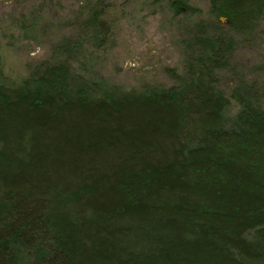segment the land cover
I'll use <instances>...</instances> for the list:
<instances>
[{
    "label": "trees",
    "instance_id": "16d2710c",
    "mask_svg": "<svg viewBox=\"0 0 264 264\" xmlns=\"http://www.w3.org/2000/svg\"><path fill=\"white\" fill-rule=\"evenodd\" d=\"M80 7L76 41L0 73V264H264V83L224 89L264 0H211L170 87L103 75L125 11Z\"/></svg>",
    "mask_w": 264,
    "mask_h": 264
},
{
    "label": "rangeland",
    "instance_id": "374dc122",
    "mask_svg": "<svg viewBox=\"0 0 264 264\" xmlns=\"http://www.w3.org/2000/svg\"><path fill=\"white\" fill-rule=\"evenodd\" d=\"M173 1L110 0L117 7L122 6L125 16L117 14L113 40L116 43L106 51L105 68H99L103 75L132 88L172 86L167 70L182 72L186 58L195 55L188 41L196 33V26L216 20L209 16L211 0H185L194 9L192 16H176L169 8ZM27 2L17 7H0V73L13 80L27 76L30 68L47 63L62 42L76 41L84 10L90 8L80 7L81 2L90 0ZM21 16L26 17V22L20 25L21 20L14 21L13 17ZM218 20L223 25L227 23L223 17ZM263 58L264 21L251 42H239L232 58L233 71L226 75L224 89L230 92L243 82L262 85L264 75L257 73L255 67Z\"/></svg>",
    "mask_w": 264,
    "mask_h": 264
},
{
    "label": "flooded vegetation",
    "instance_id": "af4514ba",
    "mask_svg": "<svg viewBox=\"0 0 264 264\" xmlns=\"http://www.w3.org/2000/svg\"><path fill=\"white\" fill-rule=\"evenodd\" d=\"M28 3L27 0H0V7H9V5L19 6L20 4ZM1 11V10H0Z\"/></svg>",
    "mask_w": 264,
    "mask_h": 264
}]
</instances>
